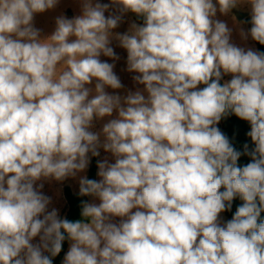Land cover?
<instances>
[{"label":"clouds","instance_id":"9594fccd","mask_svg":"<svg viewBox=\"0 0 264 264\" xmlns=\"http://www.w3.org/2000/svg\"><path fill=\"white\" fill-rule=\"evenodd\" d=\"M61 3L0 0V264H264V0H72L36 26ZM68 180L74 219L45 192Z\"/></svg>","mask_w":264,"mask_h":264},{"label":"rangeland","instance_id":"374dc122","mask_svg":"<svg viewBox=\"0 0 264 264\" xmlns=\"http://www.w3.org/2000/svg\"><path fill=\"white\" fill-rule=\"evenodd\" d=\"M78 11L76 5L72 3V0H62L61 5L54 11L38 15L36 17V26L43 28L45 32H50L54 27V17L59 15L61 12L66 13L68 16H72ZM246 13L247 12H243ZM248 15V14H247ZM121 31L123 30L120 29ZM237 42H239L238 37L236 38ZM117 52L121 55V60L117 63V74L121 76L122 82L125 84L126 88L128 89H135V86L133 85L131 81V74L123 71L125 67L124 58L126 57V53L122 50L117 48ZM99 124H97V128H99ZM105 155L102 152V156ZM95 161V158L93 159V162ZM93 165V164H92ZM97 178V177H96ZM66 187H70L72 191L77 192L78 191V185L76 181L68 180L63 185L55 184L52 185H46L45 192L54 198V206L60 207L62 210V213L65 214L66 211V199L64 190ZM63 189L61 192L60 189ZM226 218V216L224 215ZM227 219V218H226Z\"/></svg>","mask_w":264,"mask_h":264},{"label":"trees","instance_id":"16d2710c","mask_svg":"<svg viewBox=\"0 0 264 264\" xmlns=\"http://www.w3.org/2000/svg\"><path fill=\"white\" fill-rule=\"evenodd\" d=\"M258 46V45H257ZM259 47V46H258ZM220 128L230 137H235L234 143L238 149L242 150V145L244 142H248L250 144L249 138L246 137L245 133L249 130V125L246 122L239 120L238 118L232 116L228 119L224 120L220 124ZM242 163L246 162V158H242ZM96 167L95 161L89 171V178H96ZM77 192L72 191L70 187H66L64 190L65 199H66V211L65 214L69 216V218H78L79 216V201L80 198L76 195ZM236 203H240L239 200ZM235 210V204L233 207V211ZM227 219L231 218V213L224 214ZM264 216V214H262Z\"/></svg>","mask_w":264,"mask_h":264},{"label":"water","instance_id":"95a60500","mask_svg":"<svg viewBox=\"0 0 264 264\" xmlns=\"http://www.w3.org/2000/svg\"><path fill=\"white\" fill-rule=\"evenodd\" d=\"M245 17H247V14L246 13H242L241 14V18H245Z\"/></svg>","mask_w":264,"mask_h":264}]
</instances>
